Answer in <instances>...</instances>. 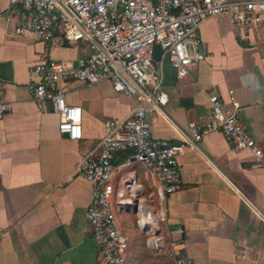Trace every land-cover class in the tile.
Segmentation results:
<instances>
[{
    "label": "crops",
    "instance_id": "0c3cea01",
    "mask_svg": "<svg viewBox=\"0 0 264 264\" xmlns=\"http://www.w3.org/2000/svg\"><path fill=\"white\" fill-rule=\"evenodd\" d=\"M21 19L0 0V101L11 103L0 118V264H104L86 214L91 185L79 163L98 152L105 122L128 117L136 101L109 82L61 80L66 100L82 109V138L61 133L52 103L33 97L39 77L29 68L45 56L76 61L89 49L61 34L52 42L15 35ZM199 32L205 57L187 75L179 77L166 56L158 59L169 102L148 114L153 137L181 141L190 122H205L210 93L227 106L234 94L241 122L264 151V15L250 28L228 15L211 17ZM128 154H115L112 180V202L135 214L134 222L121 221L129 239L124 264H171L174 254L193 264H264V168L251 167L249 150L210 132L187 147L178 189L164 198L161 181L127 163Z\"/></svg>",
    "mask_w": 264,
    "mask_h": 264
},
{
    "label": "built area",
    "instance_id": "2783aa9c",
    "mask_svg": "<svg viewBox=\"0 0 264 264\" xmlns=\"http://www.w3.org/2000/svg\"><path fill=\"white\" fill-rule=\"evenodd\" d=\"M21 14L13 33H32L46 42L61 34L67 42H83L88 55L75 60L51 56L29 68L36 101L49 100L59 117V130L70 139L82 138V109L69 103L61 80H78L86 85L109 82L116 92L135 99L136 105L124 119H108L98 152L84 153L79 172L91 185L87 219L92 239L104 264H124L129 247L112 207L114 158L129 151L127 163L141 165L161 181L164 198L178 189L180 158L210 132L219 131L238 150H249L251 167L264 168V151L240 119L241 104L234 94L225 105L210 93L211 109L205 122H190L181 141L155 138L149 112L162 111L169 102L155 47L179 77L188 74L193 62L204 59L200 51V27L209 18L228 15L231 22L250 28L264 15V0H8ZM149 104L151 107H149ZM11 103L0 101V118ZM149 221L141 222L146 226ZM171 264H193L190 257L174 254Z\"/></svg>",
    "mask_w": 264,
    "mask_h": 264
},
{
    "label": "rangeland",
    "instance_id": "374dc122",
    "mask_svg": "<svg viewBox=\"0 0 264 264\" xmlns=\"http://www.w3.org/2000/svg\"><path fill=\"white\" fill-rule=\"evenodd\" d=\"M112 207H113V210H114V213L116 216L117 223H118L120 229L122 230V232H124L122 229V226H121V221L124 222L126 219L127 221L134 222L135 221V214L128 210L129 206H125L126 209H124L123 207L115 205L114 202H112Z\"/></svg>",
    "mask_w": 264,
    "mask_h": 264
},
{
    "label": "water",
    "instance_id": "95a60500",
    "mask_svg": "<svg viewBox=\"0 0 264 264\" xmlns=\"http://www.w3.org/2000/svg\"><path fill=\"white\" fill-rule=\"evenodd\" d=\"M162 49L160 45H156L155 47V58L158 60L161 57Z\"/></svg>",
    "mask_w": 264,
    "mask_h": 264
},
{
    "label": "bare ground",
    "instance_id": "6f19581e",
    "mask_svg": "<svg viewBox=\"0 0 264 264\" xmlns=\"http://www.w3.org/2000/svg\"><path fill=\"white\" fill-rule=\"evenodd\" d=\"M155 223V222H154Z\"/></svg>",
    "mask_w": 264,
    "mask_h": 264
}]
</instances>
